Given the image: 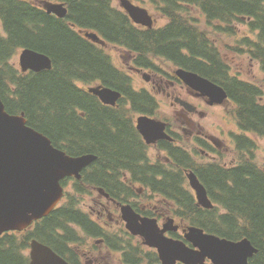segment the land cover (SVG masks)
<instances>
[{"label":"trees","instance_id":"obj_1","mask_svg":"<svg viewBox=\"0 0 264 264\" xmlns=\"http://www.w3.org/2000/svg\"><path fill=\"white\" fill-rule=\"evenodd\" d=\"M55 1L67 6L64 19L47 14L38 0H0V93L7 112L24 114L28 126L69 156L97 157L84 171L83 179L76 182V196L83 198L96 187L113 194V186L122 185L112 179L121 177L122 171L135 176H162L151 186L181 205L183 219L230 241L248 239L258 249L249 264H264V170L252 163L236 170H225L216 163L202 168L180 163L178 168L141 165L145 159L133 139V127L119 113L150 114L152 111L146 108L151 100L147 96L129 97L126 75L113 65L101 46L80 34L81 30L97 32L109 45L131 53L138 67L151 68L161 60L224 87L241 105L240 126L264 137V106L259 103L263 91L232 75L231 65L219 56L211 38L216 34L235 37L243 31L241 25L247 26L242 46L228 47L259 62L264 72V0H148L167 19L164 27L152 30L136 26L125 12L112 7L111 0ZM23 49L49 56L52 69L23 74L13 64ZM78 82L100 83L121 92L124 98L119 109L103 105ZM128 100L135 102L126 110ZM253 147L250 142L240 148ZM184 168L197 172L224 213L219 209L204 211L194 204L185 188ZM68 195V204L39 222L34 231L0 238V264H30L27 251L33 239L49 245L72 264H79L75 261L80 239L72 227L86 218L78 209V197ZM88 235L96 236L92 232ZM141 249L134 245L126 248L130 254L127 263L155 262L153 255L144 257Z\"/></svg>","mask_w":264,"mask_h":264},{"label":"water","instance_id":"obj_2","mask_svg":"<svg viewBox=\"0 0 264 264\" xmlns=\"http://www.w3.org/2000/svg\"><path fill=\"white\" fill-rule=\"evenodd\" d=\"M121 6L137 24L153 27L152 17L144 8L129 0H121ZM48 14L64 18L67 9L63 4L45 3ZM95 43L105 44L96 33L85 34ZM22 72H42L51 70V59L42 53L25 49L20 55ZM180 79L191 88L208 96L212 102L221 103L227 98L223 88L196 73L177 71ZM90 93L105 104L115 106L121 93L109 88H91ZM139 132L147 143L167 139L166 125L149 117L138 119ZM97 160L95 155L70 157L55 148L51 140L27 125L24 115H10L0 94V236L8 231H23L34 221L47 217L57 207L64 196L62 181L67 177L81 179L82 171ZM191 184L197 191L199 202L206 208L213 205L207 191L197 177L190 175ZM101 193H105L100 189ZM106 196H108L106 194ZM124 218L130 223V231L146 239L148 245L158 249L163 264H205L206 259L213 264H249L258 249L248 239L233 242L192 227L187 239L197 249L189 248L183 242L170 240L164 236L166 229L160 230L156 222L143 219L130 206L123 207ZM30 264H70L49 246L34 240L30 244Z\"/></svg>","mask_w":264,"mask_h":264},{"label":"flooded vegetation","instance_id":"obj_3","mask_svg":"<svg viewBox=\"0 0 264 264\" xmlns=\"http://www.w3.org/2000/svg\"><path fill=\"white\" fill-rule=\"evenodd\" d=\"M124 51H126L127 57L123 55L122 58L131 60L132 63L126 66L125 71L121 70L129 79L128 84L130 87L126 88L129 97L132 95L147 96L151 100L149 107L146 108V110L150 109L152 111L150 114H146L144 111L119 113L124 119L129 120L130 125L133 127V139L137 146L139 145V149L145 159V163L140 162L141 165L147 164L148 167L172 168L178 166L179 163L186 165L188 160L196 163V161H205L207 158H212L211 161L216 162L217 154H221L220 150H227L220 141L221 139L229 140L228 135L235 143L241 142L242 135H233V131L218 128V124H213L214 129H212L218 136L214 133L210 134L208 131L211 130L205 128L200 121L207 119L210 115H214L209 108L215 111L224 108L225 112H227L228 103L230 105L233 102L237 103V100L228 91L227 94L231 101L225 102L222 106H210L208 98L186 86L177 77L176 71L179 68L182 69L181 67L159 60L160 62H155L151 68H141L133 63V55L127 50ZM107 55L111 58L109 54ZM136 76L141 79V82L145 84L144 86L141 83V86H138L135 81ZM160 95L169 100L168 104H170L174 113L170 114V117L165 118L168 126L167 132L171 140L159 139L155 143H147L144 136L137 129V120L140 116L145 115L156 119L162 117L161 111L165 103L164 100L160 99ZM134 102L128 100L126 102V110L132 109ZM181 102L191 106L186 107ZM119 107L118 103L112 108L119 109ZM142 110H145V108H142ZM231 117H233V113L228 116V119L232 120ZM82 118H85V115ZM176 122H178L177 125H175ZM150 152L155 154L156 159L154 161L150 157ZM140 158L141 156L138 159ZM232 163V165H229V163L224 162L225 169L236 170L240 168L239 164L236 165L237 162L232 161ZM196 165L198 164L196 163ZM87 168L89 169L90 167ZM82 175L84 176V171ZM162 179V176L159 175L154 177L135 176L133 172L122 171L121 177L112 179L113 182L122 185V187L113 186V194L109 190L98 187V189L105 190L108 195L106 196V193L98 192L96 187V195H84L82 200L78 201V207H80L79 211L86 220L80 221V225L75 226L82 232L85 240L79 237L81 243L79 242L80 246L79 244L76 246L78 256L75 263L125 264L127 263V257L130 255L126 252V248H130L132 245L141 247L143 249H141L142 252L144 251V257L153 255L152 257L159 258L156 249L146 246L142 237L134 236L130 233L128 225L131 222L128 223L124 218V206H130L136 215L140 217L139 224L142 223L143 219H152L159 228H164L173 219V224L169 226L170 228L176 227L178 229L168 231L167 235L177 240L183 238L185 241L183 231L188 227V223L181 217V209H179L181 205L177 202L172 203L173 200L169 199L163 191L156 190L155 187L151 186L154 180L160 182ZM72 184V186H75L76 183ZM185 184H187L185 188L194 202V192L188 183ZM84 199H91V204L85 208H83V205L85 206L87 202ZM194 204H196V201ZM164 205L169 206L168 212L164 211ZM90 232L95 233L96 236L88 235ZM206 263L211 264L210 261ZM153 264H159V260Z\"/></svg>","mask_w":264,"mask_h":264},{"label":"rangeland","instance_id":"obj_4","mask_svg":"<svg viewBox=\"0 0 264 264\" xmlns=\"http://www.w3.org/2000/svg\"><path fill=\"white\" fill-rule=\"evenodd\" d=\"M37 1V0H34ZM38 1H46V0H38ZM112 1V7L113 8H118L121 9V0H111ZM135 5L138 6H142L143 8H146L149 10L150 14L153 16L156 24H155V29L157 28H161L164 27L166 24V18L163 16V14L161 13V11H159V9H157L156 7L152 6L149 3V1H145L144 3L142 2H134V0H131ZM202 26H206V22L203 21L202 22ZM239 28H241L243 31L241 33H239L238 35H236L235 37H229V36H221L220 34H216V35H212L211 38L212 40L217 44V47L219 49V56H221L224 60L227 61V63H229L231 65V72L232 75H237L238 77H240L242 80H246L248 82H250L251 84L257 85L258 87L261 88V90L264 92V72L262 70L261 65L259 64V62L254 61L252 59H249L248 57H244L242 55H240L238 52L234 53L228 46L229 45H233V46H242V44L240 43L242 37L245 34V32H248V28L247 26H240ZM240 30V29H238ZM215 37L220 38L219 41L215 40ZM238 42V45H237ZM229 44V45H228ZM107 54H109L112 58V61L114 63V65L119 68L120 70H126V66L131 63V60H127L126 58H122V56L124 55L125 57H127V53L126 51H124L123 49H117L114 48L113 46H109L107 47V49L105 50ZM19 56H20V52H18L16 54V56L13 59V64L16 65L17 67H19ZM134 63V62H133ZM163 65V64H161ZM138 84V86L141 85H145L144 83L141 82V79L136 76V80H135ZM141 83V85H140ZM160 99L164 100V105L162 108V119L163 118H167L170 117V114H174L173 113V109H171L170 104H168L169 100H166V98L162 95H160ZM211 113L213 112V116L210 115L207 119H203L200 120L201 124L211 130L208 131L210 134L214 133V131H212V129H214V125L213 124H222L224 125V127L226 129L229 130H234L235 131V127L233 125V123L231 121L228 120H223V117H225V109L224 108H220L215 110H210ZM178 122L175 123V125H177ZM216 136H218V134H215ZM252 138L255 139L256 141V145L258 143V149L256 148L254 153L251 154H247V158L251 159L254 163H256L260 168L264 169V138L259 137L257 138V136H252V134L250 135ZM223 145L225 146V149H222V154L218 155L217 154V161L218 162H225V163H229V165H232V156H231V151L229 150V141L227 140H220ZM150 157L151 159L154 161L155 158V154L152 152H150ZM246 158V157H245ZM209 161H211L212 158H207ZM70 188L72 187L73 184H69ZM72 192L74 194V196L77 198L78 196H76L75 194V190L72 189ZM95 191H93L92 195H96L94 193ZM76 200H82V197H78ZM85 202H87V204L84 206L83 208L89 206L91 204V199H84ZM169 210V206L164 205V211L168 212ZM74 228V227H72ZM77 236L81 237L83 240H85L84 235L82 234V232H80V230L78 228H74ZM30 250L27 251V254L29 255ZM117 264V263H115Z\"/></svg>","mask_w":264,"mask_h":264},{"label":"bare ground","instance_id":"obj_5","mask_svg":"<svg viewBox=\"0 0 264 264\" xmlns=\"http://www.w3.org/2000/svg\"><path fill=\"white\" fill-rule=\"evenodd\" d=\"M252 234V233H251Z\"/></svg>","mask_w":264,"mask_h":264}]
</instances>
